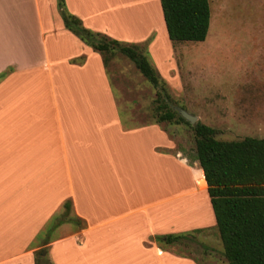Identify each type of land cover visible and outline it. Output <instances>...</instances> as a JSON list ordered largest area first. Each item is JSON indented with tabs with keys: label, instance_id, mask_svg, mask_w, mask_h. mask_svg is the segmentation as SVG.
<instances>
[{
	"label": "crops",
	"instance_id": "0c3cea01",
	"mask_svg": "<svg viewBox=\"0 0 264 264\" xmlns=\"http://www.w3.org/2000/svg\"><path fill=\"white\" fill-rule=\"evenodd\" d=\"M63 1L86 28L123 42L147 38L149 51L165 31L157 0L145 29L110 15L101 26L82 0ZM117 6L110 1L107 12ZM2 71L0 264H34L41 247L48 264H196L154 236L214 232L201 168L165 130L122 125L99 54L64 28L55 0H0ZM64 201L81 224L55 236L60 223L43 243Z\"/></svg>",
	"mask_w": 264,
	"mask_h": 264
},
{
	"label": "rangeland",
	"instance_id": "374dc122",
	"mask_svg": "<svg viewBox=\"0 0 264 264\" xmlns=\"http://www.w3.org/2000/svg\"><path fill=\"white\" fill-rule=\"evenodd\" d=\"M110 1L82 0L81 6L91 17L89 20L100 22L101 26H111L109 15L123 27L141 21L143 29L155 19L154 0H115L116 11L109 14ZM207 1L209 22L203 41L171 43L164 29L159 28L150 47L152 55L147 48L149 39L137 43L145 44L149 61L165 83L172 109L183 108L196 121L223 131L215 134L218 139L264 137V0ZM128 2L136 7L135 11L138 9V14H129ZM158 10L161 11L159 4ZM78 60L80 57L73 62ZM105 70L122 125L153 124L158 130H166L174 150L190 163L191 128L182 123H154V98L160 89L153 88L118 52L108 60ZM62 223L65 229L54 231L55 236L74 229L69 221ZM42 248H37L34 256ZM168 249L188 255L200 264H226L216 229L193 234ZM38 264L48 263L43 257Z\"/></svg>",
	"mask_w": 264,
	"mask_h": 264
},
{
	"label": "trees",
	"instance_id": "16d2710c",
	"mask_svg": "<svg viewBox=\"0 0 264 264\" xmlns=\"http://www.w3.org/2000/svg\"><path fill=\"white\" fill-rule=\"evenodd\" d=\"M168 40L198 42L206 37L209 22L207 0H158ZM56 9L65 29L99 54L104 67L116 52L126 57L153 87L159 88L154 98V123H182L191 128L193 148L190 154L202 170L206 192L214 217V226L226 264H264V137L244 136L234 140L215 137L214 128L199 121L189 123L168 103L165 83L148 59L145 44L123 42L86 28L81 20L69 13L63 0H55ZM6 71L0 72V78ZM183 109V108H182ZM166 131V130H165ZM70 203L64 201L59 214L42 231L48 243L55 227L64 220L80 225L69 216ZM201 229L154 236L163 247L188 240ZM45 248L35 254L38 264ZM195 263L200 264L194 258Z\"/></svg>",
	"mask_w": 264,
	"mask_h": 264
},
{
	"label": "water",
	"instance_id": "95a60500",
	"mask_svg": "<svg viewBox=\"0 0 264 264\" xmlns=\"http://www.w3.org/2000/svg\"><path fill=\"white\" fill-rule=\"evenodd\" d=\"M182 118H184L189 123H194L196 121V117L190 113H187L183 109L177 110Z\"/></svg>",
	"mask_w": 264,
	"mask_h": 264
}]
</instances>
